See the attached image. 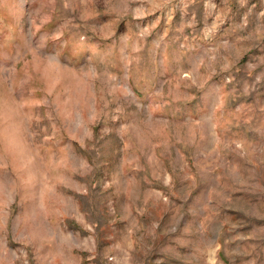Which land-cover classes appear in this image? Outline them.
<instances>
[{
	"label": "rangeland",
	"instance_id": "1",
	"mask_svg": "<svg viewBox=\"0 0 264 264\" xmlns=\"http://www.w3.org/2000/svg\"><path fill=\"white\" fill-rule=\"evenodd\" d=\"M0 264H264V0H0Z\"/></svg>",
	"mask_w": 264,
	"mask_h": 264
}]
</instances>
